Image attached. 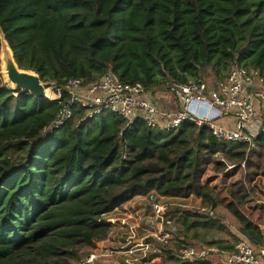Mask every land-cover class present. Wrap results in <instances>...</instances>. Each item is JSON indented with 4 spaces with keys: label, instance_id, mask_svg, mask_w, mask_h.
Segmentation results:
<instances>
[{
    "label": "trees",
    "instance_id": "trees-1",
    "mask_svg": "<svg viewBox=\"0 0 264 264\" xmlns=\"http://www.w3.org/2000/svg\"><path fill=\"white\" fill-rule=\"evenodd\" d=\"M0 29L19 67L44 82L90 83L113 71L155 89L208 70L219 81L233 62L264 76V0H0ZM61 107L0 79V264L80 262L82 248L108 236L102 215L151 192L223 206L240 224L235 242L264 244V206L247 212L249 193L264 180V132L250 147L218 142L192 120L167 131L104 112L92 125L70 121L45 135ZM220 155L245 162L246 177L218 194L203 178L211 165L228 166ZM168 216L180 232L173 245L161 243L162 264H216L179 257L190 228L216 218L180 208Z\"/></svg>",
    "mask_w": 264,
    "mask_h": 264
},
{
    "label": "built area",
    "instance_id": "built-area-1",
    "mask_svg": "<svg viewBox=\"0 0 264 264\" xmlns=\"http://www.w3.org/2000/svg\"><path fill=\"white\" fill-rule=\"evenodd\" d=\"M47 84L52 86V98L49 99L59 101L62 107L56 118L44 127L42 132L45 135L70 121L92 120L104 112L118 114L125 120L126 126L140 118L150 128L167 131L177 130L184 121L192 120L199 126L210 128L218 142H240L250 147H255V139L264 132V76L259 69L243 66L238 62H233L227 76L217 81L212 88L203 78L167 85L168 89L165 90L179 101L176 110L167 109L157 102L158 98L164 96L161 91L154 95L153 89H147L141 82L124 83L113 71L90 83H85L81 78L70 77L61 83L47 82L45 85L48 89ZM80 111L83 113L81 117ZM230 113L234 117L233 127L223 126L217 121ZM220 159L225 161L222 157ZM244 165L245 162L240 164L241 167ZM236 167V164L228 163L225 171ZM146 196L153 212V216L146 220V225L153 230L148 236H153L160 243L168 242L179 231L178 226L166 214L167 209L173 205L154 192ZM191 208L209 217L216 213L213 206ZM108 215H102L99 221L110 226ZM135 232L136 226H131L130 242H134L135 246L145 247L146 251L161 254L158 246L151 248L142 238L138 244ZM95 250L78 264H96L103 252ZM222 251L225 253L218 245L185 244L179 250V257L182 261L208 260ZM227 252L228 264H261L260 260H264V244L252 245L246 237L235 242L231 251ZM113 254L115 251L109 250L108 255ZM135 261L137 259L134 258L126 259L125 262L134 264Z\"/></svg>",
    "mask_w": 264,
    "mask_h": 264
},
{
    "label": "crops",
    "instance_id": "crops-1",
    "mask_svg": "<svg viewBox=\"0 0 264 264\" xmlns=\"http://www.w3.org/2000/svg\"><path fill=\"white\" fill-rule=\"evenodd\" d=\"M162 88L163 87L155 88L152 90L154 95H156L159 91H161L164 94L163 97H160L157 99V102L161 106H163L167 109L176 110V108L179 105L178 99L173 97L170 93H168L166 90H163ZM217 121L226 127H233V125H234V117L231 113L227 114L223 117L218 118ZM225 161H227V160H225ZM228 163H230V162H228ZM203 183H204V181H203ZM142 198L147 200V196H136L133 199H131L130 201H128L127 203H125L124 205H122L121 207L116 208L114 211L110 212L109 215L107 216L108 221H110V223H111L112 218H114V217H112V215L115 214L116 212H118V215L115 216V219L118 220L119 225L114 226V227L112 226L110 228L111 231L109 230L107 238L105 240H103L101 243H98L96 246V249H100L101 252H103V256L105 255L104 257H106L105 258L106 264H126V262H125L126 259H134V258L137 259V261H135L134 264H162V263H164L162 257H160V254H155V253L151 252V250L146 251V250H144V249H146L145 247L135 246L134 244H129L130 241L128 239H127L128 242H126L124 245L119 246V247H114L113 250L115 251V255H113V256L107 255L109 252L108 245L114 243L117 240L119 241V240H121V238L125 237L124 236L125 232L120 233V231H119L120 229H128L127 226H129V227L136 226V232L140 231V232H142V235H143V236L137 237L138 244H139L140 238L144 239V237L147 234L153 232V230L146 225V220L153 216V212L150 208L148 200H147V203L149 205V213H150L148 216H146L148 214L147 213L148 211L145 212L144 208L139 209V207H138L139 206L138 203H140L139 201L142 200ZM179 199H180V201H183V200H187L189 198L181 199V198L164 197V201L169 202V203H177L174 200H179ZM196 200H197V202L200 203L199 206H204L202 204L200 198L196 197ZM178 204H180V203H178ZM178 208H180V207H178V205L177 206H170L167 209L166 214L168 215L174 209L178 210ZM180 209L182 210V208H180ZM215 212H216V210H215ZM219 213H221V212H219ZM199 214L208 216L205 213H199ZM222 215H223V219L220 220V219L216 218V220H214V222L212 223L211 226H203L201 224H196L193 227H191L189 232H188V238L185 239L186 244L218 245L219 247H221V246L228 247L229 245H233L235 242H231V243L229 242L230 236L228 235V233H226V230L230 234L233 233V234L238 235L240 233L239 230L236 231L233 229L234 226L228 225V224H230V222H237V220L227 210H226V213L224 212V214H222ZM179 232H180V230L177 233H179ZM127 233H128V231H127ZM151 238H153V236L148 237V239H151ZM148 239L147 240L144 239V241H145L144 243L150 245L151 248L158 246V245H156V241H155L156 239L155 238L150 242H147ZM221 249L225 250V253L222 251V253L214 255L211 258H209L208 260L213 262V263H216V264H228V260H227L228 259V255H227L228 252L227 251H231V249L222 248V247H221ZM260 263L264 264V260L261 259Z\"/></svg>",
    "mask_w": 264,
    "mask_h": 264
},
{
    "label": "rangeland",
    "instance_id": "rangeland-1",
    "mask_svg": "<svg viewBox=\"0 0 264 264\" xmlns=\"http://www.w3.org/2000/svg\"><path fill=\"white\" fill-rule=\"evenodd\" d=\"M252 48L255 49V55H256L259 52V48H256V46H253ZM0 69H1V71H0L1 72L0 79L3 81V83H6V80H5L6 77H5L4 72L2 70L1 49H0ZM203 76H204L203 79L206 82V84L209 87H211V88L214 87V85L217 82V79L212 74V71L208 70V72L205 73ZM7 86L10 88V85L9 84H7ZM47 86H48V89H49V97H51L52 94H51L50 88L52 86H49V84H47ZM162 89L165 90V89H168V88L163 87ZM48 100H50V99L48 98ZM93 121L91 120V122H89V124L92 125L93 124ZM221 157L224 158V156L220 155L219 156V159ZM244 168L245 167L239 166L238 168L236 167L235 169L226 172L225 169L218 170V169H216V167L214 165H211V166H209L208 170L206 171L207 174L204 176L203 181L206 184V186L212 187L216 193H218V194L219 193H224L228 189H230L231 187H234L236 184L245 181L246 173H245V169ZM174 201H176L177 203H171L173 206L174 205H176V206L178 205V207L182 208V210H185V211H193V212H196V210L193 209V208H191V207L192 206L193 207H197V206L200 205V203L197 202V200H196V196L189 197V199L183 200V201H180V199L179 200H174ZM139 202H140V203H138L139 204V206H138L139 209L144 208V211L145 212L148 211L147 212L148 214L146 213L147 214L146 216H148L150 213H149V205L147 203V200H145V199L142 198V200H140ZM247 202H248V207H249V210H247L248 213L252 209H256L257 207L264 206V180L259 181L258 184H257V186H256V188L254 189V191H252V192L249 193L248 198H247ZM178 203H180V204H178ZM182 205H185V207H182ZM215 210H216L215 216H213L212 218H218V219L222 220L223 219V215L222 214H224V212L226 213V210L227 209L224 208L223 206H217V207H215ZM219 212H221V213H219ZM117 215H118V212H116L115 214L112 215V217H114V218H112V220H111L110 228L112 226L114 227V226H118L119 225L118 220L115 219V216H117ZM200 215H202V214H200ZM248 215H250V217L252 219H257L258 213L255 211L254 213L248 214ZM202 216L207 217L205 215H202ZM260 221L262 223H264V218L260 219ZM228 225L234 226L233 229L236 230V231H238L239 228H240V224H239L238 221L237 222H230V224H228ZM127 227H128V229H120L119 230L120 233L125 232V234H124L125 237L123 236L124 238H121V240H119V241L117 240L114 243L109 244L108 245L109 250L110 249L113 250L114 247L122 246L126 242H128V240L129 241L131 240L130 237H129V236L132 235L130 233V227L129 226H127ZM110 231H111V229H110ZM127 231H128V233H127ZM226 233H228V235L230 236L229 237V239H230L229 242L230 243L236 241L232 237V233L230 234L227 230H226ZM149 234H147V235H149ZM176 234H178V233H176ZM176 234L173 235V237L171 239H169L168 242H163V244L165 245V243L166 244L167 243L168 244L170 243V245H173V243L177 239V235ZM147 235L144 237V239H146V240L148 239V237H152V236H147ZM134 236H135V238H137L138 236H143V235H142V232L139 231V232H135V235ZM155 241H156V245H158L159 249H161L160 248L161 247L160 241H158V240H155ZM101 242L102 241H100V243ZM129 244H134V243L129 242ZM155 247H157V246H155ZM95 249H96V247H85V248H82V254H83V259L82 260H85L87 257H89L88 255L89 254L91 255L92 252ZM113 255H115V254H113ZM104 256L99 257L98 258V261L96 262V264H106V261H105V258L106 257H104ZM82 260H80V261H82ZM73 262L75 264H77V263H79V260L74 259Z\"/></svg>",
    "mask_w": 264,
    "mask_h": 264
},
{
    "label": "water",
    "instance_id": "water-1",
    "mask_svg": "<svg viewBox=\"0 0 264 264\" xmlns=\"http://www.w3.org/2000/svg\"><path fill=\"white\" fill-rule=\"evenodd\" d=\"M0 49L2 70L6 77L5 84H9L12 90L29 93L35 99H48L49 90L40 75L35 71L21 69L19 67L2 29H0ZM260 228L264 235V225H260Z\"/></svg>",
    "mask_w": 264,
    "mask_h": 264
}]
</instances>
